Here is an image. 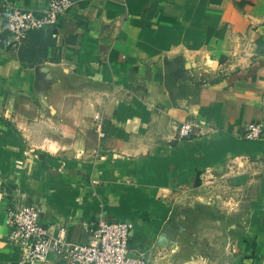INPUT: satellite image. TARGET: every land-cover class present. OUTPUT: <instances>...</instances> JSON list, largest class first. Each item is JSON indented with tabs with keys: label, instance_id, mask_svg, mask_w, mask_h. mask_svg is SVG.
Returning a JSON list of instances; mask_svg holds the SVG:
<instances>
[{
	"label": "crops",
	"instance_id": "1",
	"mask_svg": "<svg viewBox=\"0 0 264 264\" xmlns=\"http://www.w3.org/2000/svg\"><path fill=\"white\" fill-rule=\"evenodd\" d=\"M48 1L0 6L38 11ZM74 1L72 16L17 51L0 44V264L22 262L6 223L8 207L22 203L71 241L91 242L99 216L123 220L147 264H264V170L248 178L264 169V23L248 32L242 54L209 71L170 26L136 23L138 14L162 16L161 2ZM182 66L190 68L183 76ZM188 120L201 134L177 140ZM252 122L262 124L261 138L237 139ZM230 163L240 173L231 180L249 193L234 203L240 215L201 217L202 237L222 244L219 251L195 249L193 232L183 250L173 241L179 215L198 200L210 205L212 183L231 173ZM45 264L64 262L50 254Z\"/></svg>",
	"mask_w": 264,
	"mask_h": 264
},
{
	"label": "rangeland",
	"instance_id": "2",
	"mask_svg": "<svg viewBox=\"0 0 264 264\" xmlns=\"http://www.w3.org/2000/svg\"><path fill=\"white\" fill-rule=\"evenodd\" d=\"M158 2H161L165 9L162 16L157 17V14L154 15V13L152 15L138 14L134 17L136 23L142 25L148 23L150 26H154L156 32L157 24L170 26L174 31L177 45L183 48L189 46L188 44L192 45L195 49L194 54L198 55L199 60L201 59L200 62L204 61V66L209 71H217V68L224 66L231 58L242 54V43L247 40L248 32L251 28L264 23V0H146V6L157 8ZM246 25L250 27L245 31ZM47 40H43V37L36 39L37 42H47ZM191 51L187 57L190 61L195 59ZM25 52L27 53L28 50ZM188 68L189 66L185 69L182 66L183 71L179 75L186 74L190 69ZM66 98L71 101L73 99L72 96ZM39 100L41 102V96H39ZM76 118L74 113L69 114V119ZM5 122L10 124L9 118ZM248 163L251 164L252 161L249 160ZM235 165L236 163H230L227 170L231 173L220 180L215 179L217 180L215 184L212 183L214 189L210 191L208 199L204 198V200L207 199L206 202L210 204L209 206L205 204L202 206L203 200H198L199 202H195L194 207L188 210L183 209V214L179 215L176 229L177 239L173 241L179 242V247L183 250L186 247V232H193L195 242L193 247L195 249L201 250L202 247H207L219 251V248L223 246L222 244L219 246L215 239H210L207 236L202 237V228L207 224L203 225L201 217L213 218L218 215H226L227 218H230L233 215H240L242 209L234 206V203L237 204L239 201L247 199L249 193L246 188L238 189L241 185H235L231 180L234 175L240 174L238 171H234ZM259 165L251 169V175L248 176L250 180L257 179L261 171L264 170L261 167L262 164ZM219 183L220 187L217 185ZM243 187L246 186L243 185ZM197 199H200V196ZM213 201L214 203L211 204ZM219 201L225 202V206H217ZM206 221L208 220L206 219ZM218 258L215 255V260Z\"/></svg>",
	"mask_w": 264,
	"mask_h": 264
},
{
	"label": "built area",
	"instance_id": "3",
	"mask_svg": "<svg viewBox=\"0 0 264 264\" xmlns=\"http://www.w3.org/2000/svg\"><path fill=\"white\" fill-rule=\"evenodd\" d=\"M74 0H49L42 10L26 9L10 4L0 6V22L3 38L1 46L17 51L28 36L46 32L72 16ZM191 121L177 127V140L199 136ZM263 134L262 124L252 122L240 128L235 137L242 141L258 140ZM99 135L104 134L99 131ZM9 227L8 241L21 247V264H45L50 254H55L64 264H147L145 257L131 247L132 227L123 220L99 216L93 227V240L89 243L71 241L64 229L51 233L40 222L36 206L22 203L6 210Z\"/></svg>",
	"mask_w": 264,
	"mask_h": 264
}]
</instances>
